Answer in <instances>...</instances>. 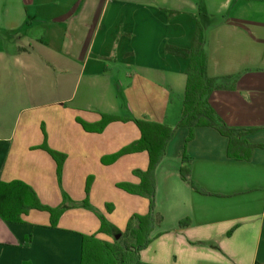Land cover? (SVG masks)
<instances>
[{"label": "crops", "instance_id": "crops-1", "mask_svg": "<svg viewBox=\"0 0 264 264\" xmlns=\"http://www.w3.org/2000/svg\"><path fill=\"white\" fill-rule=\"evenodd\" d=\"M198 23L208 75L228 85L222 77H237L210 104L264 145V0H0V183L22 181L43 204L64 208L56 226L47 211L19 222L0 215V264H80L83 235L113 241L149 211V196L118 186L140 182L134 171L148 168L147 152L103 161L137 141L138 126L83 123L111 114L176 125L190 61L168 47L191 49ZM187 135L175 132L155 170L160 220L141 259L264 264V148L239 160L212 127L186 143ZM184 146L207 194L181 177ZM48 150L65 155L59 174ZM101 217L114 233L100 232Z\"/></svg>", "mask_w": 264, "mask_h": 264}, {"label": "trees", "instance_id": "trees-1", "mask_svg": "<svg viewBox=\"0 0 264 264\" xmlns=\"http://www.w3.org/2000/svg\"><path fill=\"white\" fill-rule=\"evenodd\" d=\"M168 50L176 55L189 59L187 70V82L183 95L180 120L176 125L155 122L147 119L132 117H120L111 114H102L101 120L94 125L83 123L88 131H100L113 121L132 120L140 130V138L123 148L119 153L104 158L105 162L115 161L122 155L146 151L149 157V165L146 170H135L134 174L140 182H122L118 186L125 191L136 195H147L150 198L149 211L144 215H133L119 238L113 241L99 239L96 235H83L80 264H148L140 257V252L151 242L150 234L160 217L155 212L156 180L155 170L166 154V147L178 128H187L186 141L194 137L198 127H212L222 135L228 137V156L235 159L249 160L256 148H264L263 144L250 143L245 136L253 129L234 128L222 120L209 101L211 93L216 89L235 88V75L222 77L223 80H231L228 85L217 78L208 75V61L205 50V37L203 26L198 23L194 45L191 49H183L169 46ZM57 164V172L60 173L65 162V155L55 150H48ZM189 156L182 153V166L180 174L195 191L207 194V192L190 176ZM31 209L47 211L50 214L51 225L56 226L59 217L64 212L63 207H49L43 204L36 192L28 184L22 181L0 183V215L10 221L19 222L20 215ZM189 219L180 221V226L189 225ZM114 227L101 217L100 232L114 233Z\"/></svg>", "mask_w": 264, "mask_h": 264}, {"label": "rangeland", "instance_id": "rangeland-1", "mask_svg": "<svg viewBox=\"0 0 264 264\" xmlns=\"http://www.w3.org/2000/svg\"><path fill=\"white\" fill-rule=\"evenodd\" d=\"M175 115H176V114H175ZM174 117H175V116H174ZM178 129H179V128H178ZM178 129H177V130H178ZM177 130H176V131H177ZM187 136H188V135H187ZM186 139H187V137H186ZM185 142L187 143L188 141L185 140ZM183 151L187 152V151H186V146H184Z\"/></svg>", "mask_w": 264, "mask_h": 264}]
</instances>
